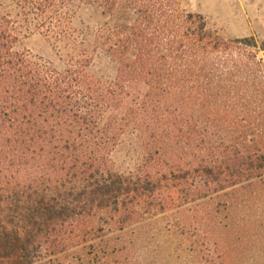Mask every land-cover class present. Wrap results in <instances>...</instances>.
Masks as SVG:
<instances>
[{
  "label": "trees",
  "instance_id": "obj_1",
  "mask_svg": "<svg viewBox=\"0 0 264 264\" xmlns=\"http://www.w3.org/2000/svg\"><path fill=\"white\" fill-rule=\"evenodd\" d=\"M86 1L126 23L87 42L68 0L0 1V264H138L156 216L199 264H230L231 214L264 225V39H226L178 0ZM34 34L61 71L20 48ZM98 51L112 80L89 72Z\"/></svg>",
  "mask_w": 264,
  "mask_h": 264
},
{
  "label": "rangeland",
  "instance_id": "obj_2",
  "mask_svg": "<svg viewBox=\"0 0 264 264\" xmlns=\"http://www.w3.org/2000/svg\"><path fill=\"white\" fill-rule=\"evenodd\" d=\"M0 1L7 4L10 0ZM178 1L181 11L201 14L209 28L226 39L245 36L264 39V0ZM68 9L72 14L77 35L87 42H91L106 23H126L124 18L111 17L86 0H68ZM20 48L49 62L57 70L63 69V64L50 45L37 34L23 40ZM89 72L109 81L114 78L115 66L108 55L98 51L92 58ZM111 160L113 168L122 173L133 171L138 163L136 152L127 145L115 149ZM230 217L233 218L230 221L237 226L242 240L238 253L232 254L233 260L230 264H264V225L255 224L254 219L248 217V212L242 213L241 208ZM168 224L170 223L162 216H156L141 224V228L134 231L133 258L138 264H199L190 252L191 241L180 236L175 229H169ZM71 256L69 253L65 257H59L55 264H66L72 261Z\"/></svg>",
  "mask_w": 264,
  "mask_h": 264
}]
</instances>
